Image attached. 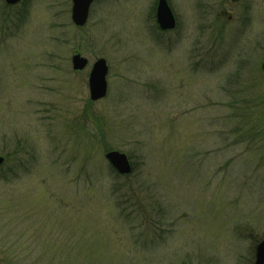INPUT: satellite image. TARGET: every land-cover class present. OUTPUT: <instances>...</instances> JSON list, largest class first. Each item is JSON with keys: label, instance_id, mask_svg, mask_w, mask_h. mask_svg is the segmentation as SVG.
Wrapping results in <instances>:
<instances>
[{"label": "rangeland", "instance_id": "374dc122", "mask_svg": "<svg viewBox=\"0 0 264 264\" xmlns=\"http://www.w3.org/2000/svg\"><path fill=\"white\" fill-rule=\"evenodd\" d=\"M158 1L95 0L79 27L71 0H0V264H254L264 0H168L166 34Z\"/></svg>", "mask_w": 264, "mask_h": 264}, {"label": "water", "instance_id": "95a60500", "mask_svg": "<svg viewBox=\"0 0 264 264\" xmlns=\"http://www.w3.org/2000/svg\"><path fill=\"white\" fill-rule=\"evenodd\" d=\"M21 0H5L8 5H16ZM95 0H72V21L76 26H84L89 18L90 8ZM236 1V0H233ZM157 22L164 31L172 30L176 27L177 21L168 0H159L157 5ZM89 61L80 53L72 57L73 69L76 71L84 70ZM264 70V58L262 62ZM109 67L105 58H98L91 69L89 75L90 98L92 101H98L107 96L108 82L107 75ZM106 158L111 165L122 175L132 173V165L126 153L118 150L107 152ZM5 163V157L0 155V167ZM254 264H264V239L256 246V257Z\"/></svg>", "mask_w": 264, "mask_h": 264}, {"label": "flooded vegetation", "instance_id": "af4514ba", "mask_svg": "<svg viewBox=\"0 0 264 264\" xmlns=\"http://www.w3.org/2000/svg\"><path fill=\"white\" fill-rule=\"evenodd\" d=\"M230 1H231V0H230ZM241 1H242V0H239V1H236V2L238 3V2H241ZM174 12H175V11H174ZM226 14H227V13L224 12V15H226ZM175 16H176V14H175ZM155 17H156V16H155ZM176 18H177V16H176ZM229 19L232 20V19H233V16L230 15ZM155 20H156V27H157L158 29H160V28H159V25H158V23H157V19H155ZM177 27H178V19H177ZM160 31H161L162 33H165V34L167 33V32H164V31H162V30H160Z\"/></svg>", "mask_w": 264, "mask_h": 264}, {"label": "trees", "instance_id": "16d2710c", "mask_svg": "<svg viewBox=\"0 0 264 264\" xmlns=\"http://www.w3.org/2000/svg\"><path fill=\"white\" fill-rule=\"evenodd\" d=\"M8 159V158H7Z\"/></svg>", "mask_w": 264, "mask_h": 264}]
</instances>
